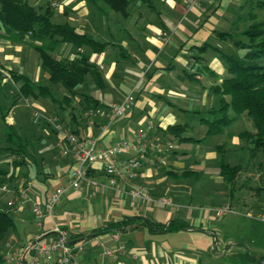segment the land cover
<instances>
[{"label":"crops","instance_id":"crops-1","mask_svg":"<svg viewBox=\"0 0 264 264\" xmlns=\"http://www.w3.org/2000/svg\"><path fill=\"white\" fill-rule=\"evenodd\" d=\"M36 1L30 0L37 6ZM231 1L199 0L188 8L186 0H150L157 19L152 21L149 16L146 25L138 28L127 26L126 21L136 24L137 17H148L140 13L142 9L137 15L131 10L125 22L110 21L116 12H105L100 0H61L68 22L80 32L97 35L100 41L109 43L104 52L91 57L104 74L105 89L98 93L90 80L86 86L91 87L90 93L83 86L79 91L99 98L106 105L121 102L130 93L135 96L127 114L116 119L105 133L102 127L111 117L109 107L95 117L93 125L72 114L68 126L82 141L95 139L98 150L123 140L133 142L136 134L152 122L155 127L148 136L152 147L137 176L118 177L115 185L108 183L100 164L94 165L89 171L92 197L68 187L55 214L45 217L39 226L31 202L43 204L56 188L67 186L75 162L73 154L60 155L57 134L46 138L41 133L39 138L43 141L38 143L39 140L33 139L37 162L32 165L39 167V173L29 178L28 197L18 210L22 212L16 233L19 239L13 237L11 246L27 249L36 235L41 236L42 242L55 239L58 235L54 228L58 225L68 229L71 242L84 244V251L78 257L83 264L108 261L100 255L102 244L116 245L114 233L128 247L120 257L124 264H261L264 256V221L259 217L264 214V174L258 171L261 155L250 154L242 136L248 129L237 130L232 125L236 120L243 122L246 114L239 115L219 134L207 135V130L202 137L191 135L195 128L190 122L194 127L203 126L206 124L203 117L209 115L211 108L221 105V95L214 87L222 83L227 66L219 52L224 50L214 39H224L218 35L227 32L221 26L231 27L232 22L222 17ZM135 5L140 8V2ZM62 12L61 9L56 14ZM177 15L178 22L184 18L183 22L189 25V32L180 31L179 41L172 44L175 34L169 33L170 24L165 18ZM208 17L214 21L208 23ZM26 46L27 43L0 36V66L38 80L40 59L30 56ZM70 48L74 50L73 45L63 44L60 50ZM115 48L121 51L123 61L129 62L120 69L116 67ZM110 54H116L112 55L115 60H110ZM21 99L9 106L6 118L8 125L19 130L34 124L25 117V108L19 104ZM171 124L186 125V135L202 140L173 139L165 132ZM34 128L41 126L34 124ZM32 134L33 131L28 136ZM158 141L173 142L177 148L159 149L155 147ZM222 144L231 164L246 166L234 194L221 173ZM135 155L137 150L133 149L119 155L118 162L121 164ZM134 188L141 189L139 197L132 195ZM224 204L235 208L234 215H216V208ZM175 221H182L185 226L170 230V224ZM115 223L116 226L110 227ZM33 254L34 250H29L24 264Z\"/></svg>","mask_w":264,"mask_h":264},{"label":"trees","instance_id":"trees-1","mask_svg":"<svg viewBox=\"0 0 264 264\" xmlns=\"http://www.w3.org/2000/svg\"><path fill=\"white\" fill-rule=\"evenodd\" d=\"M100 1L123 17L130 16L129 9L133 0ZM258 6L264 8V0H260ZM54 12L53 6H35L30 0H0V36L5 35L22 43H29L30 38L40 41V44H35V49L39 53L41 68L46 73L50 85L13 71L12 79L20 83V93L26 99L38 100L46 97L53 102H59L53 92V86L60 85L67 91L63 96L66 107L75 109L77 108L76 103L80 102L81 105L86 104L87 108L98 109L102 112L109 106L91 94L81 93L79 87L88 86L92 80L100 91L105 89L104 74L98 64L91 60V57L94 53L104 52L109 43L102 42L87 32H80L68 21H54ZM252 18L256 20L244 31V35L249 38V43L237 39L232 31L218 32V35L224 39H234L235 44L246 51L244 55L219 51L227 66V73L222 83L214 87L215 92L221 95V105L211 108L209 115L203 117L202 122L208 125L207 135L219 134L239 115L246 114L253 122L254 131H244L242 136L248 143L250 154L261 155L258 171L264 174V64L262 63L264 21H258L256 13L252 14ZM63 44H71L76 48L77 52L72 60L68 61L56 56V50ZM207 45V43L204 44V48ZM6 127L8 129L7 146L4 150L20 156L21 159L18 156L12 159L8 155L6 156L8 159L6 157L0 159V162L6 160L8 163V166L0 165V186H8L5 183L12 184L18 168L22 169V176L29 181L31 176L39 173V167L32 165L37 162L33 154L37 149L33 138L22 134L15 125H6ZM165 132L179 141L202 140L186 135V125L171 124L165 128ZM30 159L33 160L32 163ZM219 163L221 173L231 186V193L234 194L241 185V176L246 166L244 163L231 164L227 160L223 144L220 145ZM11 165H13V170L9 168ZM1 193L6 194L8 191ZM18 210L19 208L13 210L9 201L0 204V264H14L6 256L11 248L7 245V251L3 248L6 247L4 241L17 233L18 223L15 214ZM114 226L116 223L110 225V227ZM179 226H185V224L182 221H175L170 224L169 229L173 230Z\"/></svg>","mask_w":264,"mask_h":264},{"label":"built area","instance_id":"built-area-1","mask_svg":"<svg viewBox=\"0 0 264 264\" xmlns=\"http://www.w3.org/2000/svg\"><path fill=\"white\" fill-rule=\"evenodd\" d=\"M50 5L58 7L60 4L55 0H49ZM199 0H186L187 7H194ZM6 76L11 78V75L7 72ZM135 96L130 93L125 99L118 103L109 104L111 110V117L107 124L103 125V132L109 130L110 125L120 117L127 114L128 110L134 103ZM100 113L98 109H88L85 112V118L89 125H93L95 117ZM34 121L36 123L45 121L56 131L58 135V150L61 156L74 155L75 162L71 170V175L67 186H61L56 188L47 200L43 204H34L32 207L33 213L38 219V225L42 226V221L47 216H53L55 214L56 206L61 202L62 197L68 187L73 188L79 193H84L88 198L92 197V193L89 191V187L92 183L89 177V171L94 165L100 164L102 170L108 178L110 185H115L118 177H125L127 179H133L137 176L138 170L144 163V158L147 156L152 145L148 143L149 133L154 129L152 122L149 123L147 128L141 129L135 136L133 142L123 140L116 145L108 148L96 149V140L88 139L82 141L80 137L67 125H64L56 116L47 115L44 111L39 109L34 110ZM155 147L159 149H173L175 147L173 142H167L164 145L163 142L158 141ZM136 149L137 155L129 156L123 163L119 164L118 156L127 154L131 150ZM10 191L6 185L0 186V192ZM15 193V199L9 201V205H15L16 208L22 206L23 199L28 197L27 189L23 187L18 188ZM132 195L139 197L141 195V189L134 188L131 191ZM235 212V208L231 204H224L216 208V215L218 217L225 216L229 213ZM252 215V214H251ZM259 217L264 221V214H260ZM57 233V238H53L48 242L40 241L41 236L36 235L35 238L28 244L27 249L14 248L9 243L10 250L7 252V259L14 264L26 263L27 254L29 250L33 249L34 254L28 259L27 264H83L79 261V254L84 251V244L78 242L73 243L69 239V231L64 227L58 225L54 228ZM113 239L117 242L116 245L102 244V258H108V261L102 262V264H124L120 257L128 250L125 242L121 241L118 233L112 235ZM27 250V251H25ZM261 264H264V256L261 258Z\"/></svg>","mask_w":264,"mask_h":264},{"label":"rangeland","instance_id":"rangeland-1","mask_svg":"<svg viewBox=\"0 0 264 264\" xmlns=\"http://www.w3.org/2000/svg\"><path fill=\"white\" fill-rule=\"evenodd\" d=\"M57 2H59V6L58 7H54L55 10V14H54V21L56 22H67L66 19V10H65V6L63 5V3L61 2V0H55ZM260 0H232L230 3L227 4V6L224 8V10L226 11V14H223L222 17L224 18H228V20H230L231 23V27L229 29H227L225 26L224 27H220L223 30H229L232 31L235 35V37L237 39H239L240 41H244L245 43H249V38L244 35V31L245 29H247L256 19L252 18V14L256 13L257 15V20L258 21H264V8H261L258 6ZM138 2H140V8L137 7L135 4H138ZM150 0H133L131 6H130V11L132 10L135 15H137L136 13L138 12V10L142 9L143 15L147 14V16H143V17H137L138 23H134L133 22H128L129 20L126 21L127 26H130L131 24L134 26H138V28L140 27H144L146 25V21H148L149 16H151V20H156L157 19V14L154 10H152L151 6L149 5ZM37 6L40 7H46L48 5H50V1L49 0H37L36 1ZM104 5V4H103ZM105 7V12L111 11V9L109 7H107L106 5H104ZM58 8V9H57ZM62 9V13H57V11H61ZM219 10H223V8L219 9ZM219 14H215V16H217ZM218 17V16H217ZM209 18V17H208ZM145 19V20H144ZM164 18L162 17L161 20H163ZM108 20L110 21H119V22H125V17H123L121 14L116 13L114 15H112ZM166 21L169 22V27L167 28L169 33L171 32L172 34H175L173 39H172V44L173 42H176L179 37V35H181L180 31H183V29H185V32H189V25H187L186 22H183L184 18L182 19V21L178 22V15L173 18V17H169L166 16L165 18ZM212 21H214V19L212 17L209 18L208 23H211ZM125 24V25H126ZM146 28V27H145ZM96 39H99L98 36H95ZM121 38H124V35L121 36ZM179 41V40H178ZM31 42V43H30ZM30 42L27 43L28 46H26L28 49L30 56L32 54V57L34 58V56L39 58V53L36 51L35 49V44H40V41H34L33 39L30 38ZM37 42V43H36ZM214 42H216L215 44L219 45L220 48H222V50H224L227 53H231V54H237V55H244L246 49H244L243 47H240L238 45L235 44L234 39L232 38H228V39H217V41L214 39ZM171 44V46H172ZM62 47V45L60 47H58V49L56 50L55 54L58 58L60 59H65V60H72L74 58V55L76 54V48L74 47L71 51L70 50H60ZM113 51H115L117 53V59L115 60V56L116 54H110V60L113 61L115 60L117 62L116 67H118V69L123 68V63L127 64L129 62L123 61L122 56H121V51L118 50L117 48H115ZM114 57H113V56ZM262 63L264 64V58L262 59ZM117 69V68H116ZM103 70L105 71L106 68H103ZM9 73L11 75V78L9 76H6V73ZM35 81H42L45 84H48V77L46 75V73L42 70L41 68V73L39 76L38 80ZM90 83H94L92 80ZM95 84V83H94ZM20 83L18 82H14L12 79V69L8 68V67H2L0 66V159L5 158L7 155L12 158V157H17L18 155L16 154H11L10 152H6L4 150V148L7 146V127L6 125H8L6 123V118L9 115V110L10 107L12 105L13 102H15L16 100H19L20 98L21 101L19 102V104H23L26 114L25 117L27 116L28 119L31 121V123H34L37 126H41V128H34V124L33 126H31L30 122V126H22V128H20V132L26 136L30 135V133L33 134L32 137L34 140L38 141V143H40L41 140L40 134H44V136L46 138H52V137H56L55 134L56 131L53 129V127H51L48 123H46L45 121H40L38 123H36L34 121V110L39 109L41 111H44V113H46L47 115H54L56 116L64 125H71L69 123V118L72 117V114L74 113L78 118L80 117L82 120H84L85 118V112L88 109L91 108H87L85 107V105H77V108H73L71 109L70 107H66L65 103L63 102V96L65 95V93H67L66 89L63 88L62 86H53V92L56 96V98L58 99L59 102H53L50 98H46V97H41L38 100H33V99H26L24 96L21 95V91H20ZM84 91H87V93H90L91 87L89 86V88L84 87L83 88ZM96 91L101 92L97 87L95 88ZM5 95H7V97H5ZM80 95V94H79ZM81 96H83V94H81ZM80 96V98H81ZM79 98V97H78ZM82 113V116H81ZM6 115V116H5ZM86 120V119H85ZM84 120V121H85ZM243 122H241V120H236L233 122L232 125H234L233 127L236 128L237 130H242V128H244V130L246 129H250V130H254V126H253V122L251 121V119L246 115L245 117L242 118ZM42 125H46V127L42 126ZM190 125L192 126V128H195V131H193L191 133V135H194L196 137H202L205 135V132L209 129L207 124H201L203 126H199L198 127H194V123L190 122ZM196 125V124H195ZM50 126V127H49ZM33 127V128H32ZM35 129V130H34ZM35 131V132H34ZM214 139H218V137H215ZM164 145L167 144V141L163 142ZM175 148H177L175 146ZM173 148V149H175ZM166 149V148H164ZM173 149H168L167 150H173ZM7 158V157H6ZM19 159H21L20 156H18ZM8 159V158H7ZM13 159V158H12ZM20 161V160H19ZM1 166H8V163L5 161H1L0 162ZM10 170H13V165H11ZM11 172V171H10ZM15 180L12 182V184H8L9 189H11V191H9L8 193H1L0 194V202H5V201H9L12 199H15V193L17 192L16 190H18V188L23 187L24 189H27V187L29 186L30 182L29 180H27L25 177L22 176V169H16V173H15ZM0 203V204H1ZM35 203L31 202V206L33 207ZM2 206V205H1ZM7 207V206H6ZM11 207H13V210H15L16 206L12 205ZM22 215V212L18 211L15 214V219L16 222L18 223L19 221V217ZM231 216L234 215L233 213H230L227 216ZM22 233V232H21ZM15 237L17 240L18 235L17 234H13L11 237H9L8 239H6L4 241V244L6 246V244H12L11 242L14 241ZM8 242V243H7ZM8 246V245H7ZM3 248V250L7 251L6 248ZM10 247V246H9Z\"/></svg>","mask_w":264,"mask_h":264}]
</instances>
